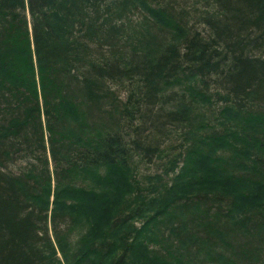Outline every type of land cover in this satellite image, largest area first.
<instances>
[{"label": "trees", "instance_id": "obj_1", "mask_svg": "<svg viewBox=\"0 0 264 264\" xmlns=\"http://www.w3.org/2000/svg\"><path fill=\"white\" fill-rule=\"evenodd\" d=\"M0 264H264V0H0Z\"/></svg>", "mask_w": 264, "mask_h": 264}, {"label": "rangeland", "instance_id": "obj_2", "mask_svg": "<svg viewBox=\"0 0 264 264\" xmlns=\"http://www.w3.org/2000/svg\"><path fill=\"white\" fill-rule=\"evenodd\" d=\"M145 10V9H144ZM149 16H151V15H149ZM152 17V16H151ZM179 36H180V34H179ZM178 37V36H177ZM178 89L179 90V88H187V86L185 85V84H182V85H180V86H176V87H172V89ZM156 173V167H155V165L154 164H141V166H140V176L139 177H141V180L142 179H144V183H143V186H147V185H149V184H151V183H149L148 184V182H147V180H146V178L147 177H153L154 176V174ZM241 200V199H240ZM59 257V256H58Z\"/></svg>", "mask_w": 264, "mask_h": 264}]
</instances>
